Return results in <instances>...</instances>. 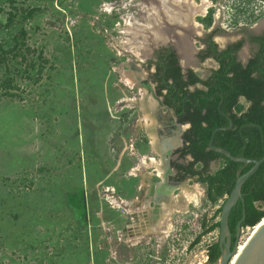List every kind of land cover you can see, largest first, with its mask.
Returning <instances> with one entry per match:
<instances>
[{"label":"rangeland","instance_id":"rangeland-1","mask_svg":"<svg viewBox=\"0 0 264 264\" xmlns=\"http://www.w3.org/2000/svg\"><path fill=\"white\" fill-rule=\"evenodd\" d=\"M203 1L208 12L213 10L215 25L233 32L218 39L221 45L239 38L248 14L264 11V0L193 3ZM107 2L113 3L112 13L103 7ZM150 2L0 0V56L5 59H0V86L13 80L16 87H0V264H204L208 246L219 240L220 230L190 247L202 231V217L211 219L221 206L210 205L204 188L194 186L182 189L195 194L199 205L186 203V211L170 216L174 226L168 238H130L131 202L122 208L111 203V197L129 202L130 187L118 190L112 175L96 189L90 224L76 218L86 194L76 172L67 185L66 144L85 155L89 137L100 131L109 148L103 152L106 161L123 163L117 182L121 173L130 178L132 167L142 161L138 153L148 141L144 132L138 139L136 134L142 119L150 124L149 116L136 107L139 92L118 70L127 57L144 61L160 47L146 43ZM42 58L48 63L42 65ZM204 65L197 69L202 77L216 67L211 61ZM8 90L16 97L6 96ZM59 107L60 116L54 110ZM56 144L61 153H54ZM56 159L63 163L58 168ZM219 165L212 164V170ZM251 233L244 228L241 248Z\"/></svg>","mask_w":264,"mask_h":264},{"label":"trees","instance_id":"trees-1","mask_svg":"<svg viewBox=\"0 0 264 264\" xmlns=\"http://www.w3.org/2000/svg\"><path fill=\"white\" fill-rule=\"evenodd\" d=\"M212 23L213 10L210 11L207 26H211ZM25 35V32L21 34ZM244 42L239 41L222 52H218L217 44L211 43L207 56L213 57L219 67L212 70L207 78H201L193 71H189L185 76L178 65L175 53L171 50L161 55L157 68L159 94L167 89L166 103L173 105L180 123L190 124L185 133L182 157L190 155L193 158L188 167L194 175L200 177L201 183L207 185V197L212 206L218 205L223 198L230 196L237 179L254 167V164L233 162L226 156L210 150L209 143L213 132L231 126L226 115L232 119L233 127L231 130L219 131L215 136L214 146L226 149L238 158L262 160L264 157V75L262 76L258 68L254 67V61L245 68L238 60L237 53ZM0 59L1 62L5 61L1 56ZM42 59V65L48 63V60ZM13 82L7 80L0 87L15 89ZM196 85L201 87L194 91L189 89ZM5 95L16 97L10 90ZM212 163L220 165L215 172L209 173L208 169ZM194 167L200 171H193ZM263 204L264 163L242 188V199L230 214L231 232H236L237 225L243 218L244 209L246 218L243 228L255 227L260 223L264 219ZM222 207L223 204L211 219H208L207 215L202 217L201 234L191 247L199 243L204 235L220 230V222L216 219L221 215ZM207 253L209 262H216L221 255L219 241L209 245Z\"/></svg>","mask_w":264,"mask_h":264},{"label":"flooded vegetation","instance_id":"flooded-vegetation-1","mask_svg":"<svg viewBox=\"0 0 264 264\" xmlns=\"http://www.w3.org/2000/svg\"><path fill=\"white\" fill-rule=\"evenodd\" d=\"M150 1L151 2L149 3L150 5L149 8L151 11L150 12L151 13L150 19L152 24L151 29L152 28L157 29L158 33H155L154 30H151L150 38L146 40V43L148 42L151 43V40L156 42L160 41V47L155 48L152 54L149 57H147V59L144 61L138 60L134 56L127 57L126 63L120 66L118 72L120 73L121 76L122 74L124 76H128L129 72L136 73L135 69H132L130 66H127L130 60L135 62L141 68V70L145 74V77L152 85L155 93L164 104V107H161L159 106V103L157 102L155 103V100L153 99L151 100L152 103H155L156 107L158 108V111H156L157 112L156 116L158 115L160 117H165V116L167 117L166 108H169L172 114L174 115L176 122L182 124L179 122V115H177V112L173 108V105L166 103L165 95H167V89H164L162 91V94H159L158 92V87H159L158 69H157L158 63L161 60V55L166 53L167 50H171L172 52L175 53L178 65L182 69V73L185 76L189 71H193L201 78H207L211 75L212 70L217 69L219 67L218 62L215 61L213 57L207 56L208 50L211 47V43L217 44L218 52H222L224 50H227L230 46L238 43L239 41H245L244 45L237 53L238 60L245 65V68H247L248 65H250L251 61H254V67L258 68V71L261 72L262 76L264 75V11L260 12L257 15L248 14V17H245V21H247L245 22V27L238 28L237 30L238 31L237 36H239V38L236 40L227 41L225 42L224 45H221L218 39L221 38L225 40L226 35L233 32H231L230 30H221V28H218L215 25L216 23L214 20V16H213L212 25L207 26V20L210 15V12H208L207 10L209 6V5L207 6L208 3L207 1H203V3L204 2L206 3L197 6L193 3L194 0H190V1L150 0ZM160 3L163 4L161 5ZM203 5L204 7L202 8ZM200 7L202 9L198 10L200 9ZM159 34L160 36H158ZM163 40L165 41L166 44L162 43ZM180 44L185 45L188 48V50H190L191 52L190 55L191 57H189L190 58L189 69L187 72L184 71L181 65L182 59H180V55H179ZM182 46H181V50L183 48ZM244 48H245V57L242 56ZM183 55H185L184 52ZM206 61L214 62L216 64V67L211 68L208 71L206 77H202L200 74L201 71H198L197 69L201 68V70H204L203 68L205 67L204 64L206 63ZM134 87H136L139 92L138 95H135L134 97L139 96V98L141 99L142 89L136 85ZM199 87L201 86L196 85V86H191L189 89L191 91H194ZM142 100L143 102L140 101V105H142L143 108L145 109L142 110L143 113H150L151 117L153 115L155 116L154 114L155 111L151 110L150 107H148L145 104V97ZM241 101L244 104H246L244 100L241 99ZM246 106H248V104H246ZM136 107H139V105H137ZM159 109L161 110L159 111ZM182 125L185 128V132L183 135H179L178 130L173 129L170 135L164 137L165 140L171 142L174 141L176 142V137L178 136H180L181 139L183 140L182 145L177 146L173 150L169 162L170 170H166L165 172L168 175L170 182H172L173 184L183 183L185 185H183L181 188H179V190H177L174 193L173 200L171 201L168 200V198L165 195L166 193H164V197L160 199L159 205L156 207L155 203L153 202V199H155V197H153V186L155 184L163 182V179H161L160 174L161 173L163 174L165 172H162V170L161 172L160 171L158 172L156 169H152L149 172V174L147 173V175H151V177L149 176L147 179V181L150 182V186L148 185L146 188H143V186H141L140 184L143 176L140 173L141 171H138L136 174H129L131 177V188H132L130 194L132 211L130 217L131 224L127 228L129 229L130 232V238H139L141 234H142V238L140 237L141 239H146V237H150L153 240L154 238H156L157 234H165L166 237L168 238L172 231L171 228L172 226H174L173 223L171 222L172 219L170 216L171 215L175 216L178 213L180 214L181 212L186 211V203L187 204L193 203L194 205L199 204V198L196 197L195 194H193L191 191H188L186 189H184L183 191L182 188L184 186L189 188L194 186L195 189L199 191L201 188H204L205 196L206 199L208 200L207 185L201 183L199 181L200 177L198 175H194L191 172L192 170L188 167L189 163L193 161V158L190 155L187 157H182L181 150L184 148L185 133L190 128V124L186 123ZM161 131H163L161 128L157 129L158 136L160 135L158 132ZM154 158L156 160L157 159L160 160L161 157L159 156V154H156ZM137 164L138 163H136L135 166ZM212 164H216V163H212ZM178 165H182V167H178ZM133 168L134 167H132V169ZM193 171H200V169L194 167ZM215 171L216 170L214 171L212 170V165L208 169L209 173ZM179 193L182 194V197L180 195L177 196ZM176 196H177L178 204L174 203V199ZM228 197L229 196H226V199ZM175 222L178 221L176 220ZM181 225L184 226L183 222L181 223ZM238 225L236 232L235 233L231 232L232 237L230 242L232 249L235 247L236 243L240 241L237 234ZM173 231H175V229ZM198 236L196 237V239L198 238ZM195 240L192 242V244L195 242ZM197 244H195L192 248H194ZM204 264H211L209 262V256L207 262H204Z\"/></svg>","mask_w":264,"mask_h":264},{"label":"water","instance_id":"water-1","mask_svg":"<svg viewBox=\"0 0 264 264\" xmlns=\"http://www.w3.org/2000/svg\"><path fill=\"white\" fill-rule=\"evenodd\" d=\"M151 43L154 46H159L160 41L158 43H154L153 40H151ZM162 43L166 44L163 40ZM188 57H191V52L188 50ZM133 55V54H132ZM180 59L183 58V55L181 51H179ZM134 56V55H133ZM135 57V56H134ZM181 65L185 72L189 69V64H184L181 60ZM127 66H130L132 69H135L136 73L129 72V75L127 73V77L134 82L136 86L144 90L145 92V104L150 107L151 110L155 111V116L153 115L152 118L157 123V129L161 128L163 131L158 132L159 140L155 142L153 145V148L157 154L161 157L160 162V169L162 172H165L166 170H170V157L172 156L173 150L177 147L182 145L183 140L180 136L176 137V142H171L168 140H165L164 137L167 135H170L172 133L173 129H177L179 132V135H183L185 132V128L182 124H179L176 122L174 115L172 114L171 110L169 108H166L167 110V117H160L156 116V111H158V108L156 107L155 103H159V106L164 107V104L162 103L161 99L157 96L155 93L152 85L149 83L147 78L145 77L144 72L141 70V68L132 60H130L127 64ZM155 100V103H152L151 100ZM161 109H159L160 111ZM226 117L230 120L231 126L228 128H219L216 129L212 137L210 139L209 148L213 152H216L218 154L224 155L227 158H229L231 161L236 163H245V164H254V167L248 171L247 173L241 175L232 190V193L230 196L226 199V201L223 204L221 216H220V236H219V246L221 249V255L220 258L211 264H231L233 261V258L236 255H239L234 264H264V219L258 223L252 235L250 236L249 240L247 241L246 246L244 249L239 252V241L236 243L235 247L232 249L231 247V237L232 233L229 227V218L230 214L233 210V208L238 204V202L242 199V188L244 184L253 176L255 175L260 166L264 163V157L262 160H256V159H248V158H238L235 157L232 153H230L228 150L216 147L214 146V140L215 136L219 131H227L231 130L233 127V121L232 119L226 115ZM158 171V169H157ZM161 179H163V182H160L158 184H155L153 186V202L155 203L156 207L159 205L160 199L164 197V193H166V197L169 201L173 200L174 193L179 190L183 185V183L173 184L170 182L168 175L165 173L160 174ZM187 185V184H186ZM246 218V211L244 209L243 212V218L240 221L238 225V237L239 240L241 238V232H242V225ZM228 241V242H227ZM240 253V254H238Z\"/></svg>","mask_w":264,"mask_h":264},{"label":"crops","instance_id":"crops-1","mask_svg":"<svg viewBox=\"0 0 264 264\" xmlns=\"http://www.w3.org/2000/svg\"><path fill=\"white\" fill-rule=\"evenodd\" d=\"M152 30H154V29L152 28ZM54 110L57 111L59 116H60V112H61L60 107L55 108ZM59 116H56V117L59 118ZM64 116L67 117L69 120L72 117L68 113H66ZM94 122H95L94 124H96L97 128H99V125L97 124V123H99V121L98 122L94 121ZM141 123H143V124L138 126L140 128L136 134L137 139L140 138L141 132H145L147 135V137H145V138L148 142L144 144L143 143L144 141L141 139V142L144 145L142 146L143 151H139L138 157H140V160H142L141 163L145 162L147 167L144 165L138 171H141L140 173L143 175L140 184H141V186H143V188H146L148 185L150 186V182H148L147 179L149 176L151 177V175H147V173L149 174V172L152 169H156V170L158 169V172L160 171L159 159L156 160L155 158H153L157 154L153 148V145L155 144L154 142H157V140H159V136L157 135V125H156L157 123L155 122V120H153L151 115H149V123L150 124L146 123V125H144V119L141 120ZM148 125H150L149 126L150 129L146 128ZM97 128H95V130ZM97 130H99V129H97ZM97 136L99 137L98 139H96ZM89 138L90 139L88 142L90 144V149L88 151H86L85 155H84L83 150H80V147H77V146L75 148H72L73 151H70L67 144H66L65 150L61 147V145L57 146L58 144H56V149H54V153H56V154L61 153L64 150L63 152H65V155L67 157V161L65 163L66 174H68L70 172V174L67 175L68 176L67 185L72 182L73 175L75 174V172L80 175V183L82 184V189L84 190V192L86 194V201H85L84 207L81 208L82 214L78 215V217H76V218H77V220L81 218L84 221H87V219H88V221L91 220V218H92L91 217L92 216L91 215V208L96 207V205H97L96 196H95L96 189L98 188V186L100 184H102L104 181H106L110 177V175L114 176L113 177V179H114L113 185L115 186V188H117L118 190L123 192L124 185L126 184L127 185V186L125 185L126 189H128V184H129L130 192L132 190V188H131V177L128 178L126 176V173L120 172L121 174L119 176V182L116 181L117 178L115 179V175H117V173L119 171H122L121 168H122L123 163L120 161L118 164H116V163L111 164L110 162L106 161L107 159H105V154L103 152H106V149H109V148L107 146L106 141L103 139V136L100 135V131H96L95 135H93V138H91V137H89ZM110 142H111V140H110ZM142 143H141V145H142ZM58 148H59V150H58ZM90 150L92 151V153L89 152ZM108 153L111 155V153L109 151H108ZM142 156H148V157H143L141 159ZM55 161H57L55 163L56 168H58L59 166H61L63 164V163H59L58 159H56ZM141 163H140V165H141ZM140 165H138V166H140ZM131 166H133V165H130V168H131ZM106 168L108 171L105 170ZM134 169H132L130 174H136L138 172V171L133 172ZM129 181H130V183H129ZM72 189H74L73 186H71V190ZM68 198H70L69 195H68ZM127 198H129V200L131 201L130 196ZM117 200H119V199H117ZM119 201L125 202V203H130V201L128 202L125 200L124 201L119 200ZM71 206L74 207V205H71ZM74 218H75V216H74ZM89 224H90V221H89ZM140 237L142 238V234H141V236H139V238ZM141 238H140V240H141ZM132 239L134 240L135 238H132Z\"/></svg>","mask_w":264,"mask_h":264},{"label":"bare ground","instance_id":"bare-ground-1","mask_svg":"<svg viewBox=\"0 0 264 264\" xmlns=\"http://www.w3.org/2000/svg\"><path fill=\"white\" fill-rule=\"evenodd\" d=\"M206 5V4H205ZM204 7V5L202 6V8ZM201 7H200V9H198V10H201L202 9ZM145 29H147V31L149 32V34H150V32H151V28H145ZM154 32L155 33H158V30L157 29H155L154 28ZM154 43H158V42H156V41H153ZM183 44H180V51H181V53H182V55H183V52H184V54L185 55H183V57L184 58H182V61H183V63L185 64H189V62H190V58L188 57V48L185 46V45H183ZM181 46L183 47L182 48V50H181ZM183 51V52H182ZM123 75V74H122ZM123 78L125 79V80H127V81H129V82H131V84L133 85V86H135V84H134V82L132 81V80H130L127 76H124L123 75ZM144 96H145V92L142 90V92H141V99L139 98L138 99V101H137V103H136V106L137 105H139V107L142 109V110H145L144 108H143V106L142 105H140V101L141 102H143V98H144ZM146 115H150V113H145ZM150 125H148L146 128H148V129H150V127H149ZM152 130V129H151ZM155 143V142H154ZM143 164L142 165H140V166H138L137 168H135L134 170H133V172H137L138 170H140L144 165L147 167V165L145 164V162H142ZM155 164V163H154ZM149 165V164H148ZM160 168V167H159ZM161 172V171H160ZM114 197H111V199H112V203H114L115 204V206L116 207H118V208H122L123 206H128L130 203H125V202H120V201H118L116 198H114ZM197 205H199V204H197ZM129 213V212H128ZM254 231V230H253ZM138 240V239H137ZM243 244V243H242ZM241 245V244H240ZM245 246H246V244H245ZM245 246H243L242 248L239 246V252H241L243 249H244V247ZM238 254H240V253H238ZM238 256L239 255H236L234 258H233V261H232V263L231 264H234V262L236 261V259L238 258Z\"/></svg>","mask_w":264,"mask_h":264},{"label":"built area","instance_id":"built-area-1","mask_svg":"<svg viewBox=\"0 0 264 264\" xmlns=\"http://www.w3.org/2000/svg\"><path fill=\"white\" fill-rule=\"evenodd\" d=\"M103 7H104V9H106L107 11H111V13H112V11H114L113 3H109V2H107V3L104 4ZM109 8H110V10H109ZM119 200L124 201V200H122V199H119ZM225 200H226V197L223 198V199L220 201L221 205L224 204ZM111 203H112V201H111ZM112 204H113V203H112ZM113 205H114V204H113ZM244 228H246L247 231H250V232L252 231V233H253V230H254L255 227H244ZM244 228L242 229V233L244 232ZM217 231H218V230H217ZM214 232H215V231H214ZM252 233H251L250 235H252ZM242 242H244V240H243V238L241 237V239H240V241H239V246H240V244H241ZM207 260H208V253H207V256H206V260H205L204 262H207Z\"/></svg>","mask_w":264,"mask_h":264}]
</instances>
